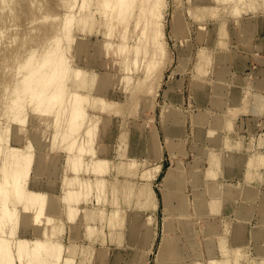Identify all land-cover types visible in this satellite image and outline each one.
<instances>
[{
  "label": "rangeland",
  "instance_id": "rangeland-1",
  "mask_svg": "<svg viewBox=\"0 0 264 264\" xmlns=\"http://www.w3.org/2000/svg\"><path fill=\"white\" fill-rule=\"evenodd\" d=\"M10 1L13 0H0V184L5 177L12 185L10 180L14 177L20 189L10 193L9 189L10 192L0 188V240L8 248L5 257L11 264H28L31 257H25L21 241L26 239L31 248L36 240L50 238L63 251L56 264H155L162 260V250L172 254L171 260L176 259L178 264H208L202 227L217 221L218 217L193 211L192 205L200 193L192 185L189 172L193 169L198 172L203 166L209 169L210 154L217 156V153L196 152L200 140L193 137L192 129L197 124L207 127L206 132L219 131L225 125L211 126L209 120L217 118L225 123L226 114L232 116L230 120L236 126L248 125L252 120L249 108L247 111H241L240 107L227 109L231 105L227 102L230 92L233 101L242 95L247 107L248 98L253 100L255 133L250 135L244 129L241 138L245 144L258 139L259 148L257 152L251 149V154L264 158V110H255V98H261L264 103V97L257 91L251 93L258 85L254 83L253 71L260 66L251 65L245 73H236L237 77L247 78L245 83L234 84L236 76L232 80L234 69L230 62V51L249 38L251 43L255 38L261 41L253 55L263 49L264 9L260 4L264 0L239 1L236 3L241 9L238 16L230 12L237 0H131L127 13L121 14L124 17L114 15L112 6L115 1L118 6L123 5L125 0H14L12 4ZM203 7L216 8L218 12L211 16L204 10V13L199 11ZM222 22L227 32L223 48L217 46L218 27ZM179 23L183 30L176 34L172 27ZM204 47L208 49L211 63L195 79L199 75L196 57ZM50 48L49 56L43 58ZM31 53L34 64L19 70ZM186 55L187 58L180 57ZM259 56L264 58V52ZM180 59L183 66L178 70ZM249 60L250 54L242 61ZM149 64L152 76L146 89L143 78ZM49 69L53 73L46 74L45 90L41 92L46 94L53 86L66 92L59 100L65 110L57 106L53 112L43 113L35 108L36 99L29 97L25 89L32 92ZM126 76H130L127 81ZM199 81L204 84L207 95L205 105L199 98L203 91L193 89ZM74 90L86 96L83 98L85 115L73 132L74 146L69 148L72 133L66 130ZM99 98L113 105L102 108L96 104ZM166 106L176 110L181 118L178 128L167 125L172 131L163 122L162 109ZM201 108L210 111L207 121L193 123L194 114L202 111ZM230 136L233 140L238 138L233 133ZM29 150L33 162L26 163L25 154ZM12 151L20 156H14ZM96 158L108 160L107 171L99 174L93 171ZM161 159L166 164L155 178L154 169L161 164ZM177 160L182 164L181 172L176 168ZM170 171L175 175L170 176ZM147 172L153 178L147 177ZM87 183L91 186L89 189H85ZM68 188L77 192L75 205L82 209V215L73 220L72 226L65 220L64 196ZM29 189L41 194L49 191L56 196L57 202L47 203L42 215L61 219L62 235L51 238L52 226L44 222L35 225L36 208L26 207ZM164 190L184 195L190 205L189 216L182 218L174 208L163 207ZM152 192L155 207L149 195ZM251 199L254 202L258 196ZM231 205V209L235 208ZM87 211L96 212L95 220L86 218ZM165 222L170 224L166 226ZM225 225L219 232L222 238L216 234L221 242L228 230ZM44 228L48 237L46 231L41 234ZM258 229L263 230L256 227L253 231ZM190 234L194 238H187ZM172 236L176 240L170 239ZM163 238H167L165 246H162ZM216 239L213 253L218 256ZM203 249L207 257L204 261ZM245 254L238 249L231 250V264H250Z\"/></svg>",
  "mask_w": 264,
  "mask_h": 264
},
{
  "label": "bare ground",
  "instance_id": "bare-ground-1",
  "mask_svg": "<svg viewBox=\"0 0 264 264\" xmlns=\"http://www.w3.org/2000/svg\"><path fill=\"white\" fill-rule=\"evenodd\" d=\"M130 1L131 0H125V2L123 3V5L120 4L119 6L117 4L118 2L115 1L114 4H113V6H112V13L114 15L117 14L118 16L120 15L121 17L122 16L124 17V15H121V14L127 13L128 9L130 8V3H129ZM223 1L225 2V1H228V0H223ZM239 1L242 2L243 0L242 1L241 0H237L235 2V5L231 8V11L230 12H231L232 16L233 15L234 16H238L241 13V9L236 5V3H239ZM12 2H11V4H12ZM262 2H263V0H262ZM260 5H262L261 6L262 9H264V3H262ZM203 10H204V12H208V14H210L211 16L212 15L215 16L217 14V12H218L216 8H212V7H203L199 11H202L203 12ZM202 12H200V13H202ZM195 14H194V16H196V17L199 16V14L198 15H197V13H195ZM200 16H201V14H200ZM203 16L204 15H202V17ZM42 20H45V17L44 18L42 17ZM201 27H204V26H201ZM225 29H226L225 28V22H222L221 25H219V27H218V34H217L218 35V37H217V40H218L217 41V46L222 47V48L224 46L226 47L225 40L223 39L224 36H226V33H227ZM172 30L176 34H180L182 32V30H183L182 23L177 24V26H173L172 27ZM206 30H208V29H206ZM200 35H201V33H200ZM208 39H210V38H208ZM244 44H245V42H244ZM123 50H124V47H123ZM51 51H52V48H50L48 50V53H46L43 56V58L49 56V54H50L49 52H51ZM187 55L186 56H180V57L181 58H187L188 57ZM169 60L171 61V57L169 58ZM34 62H35V58H34V55L31 53L30 55H28V57H26L25 61L23 62V64L19 68V70H23V69H27V68L31 67V65H33ZM196 63H197L196 68L198 69L199 75L198 76H195V79L200 78V73L207 71L208 67L210 66L211 60L208 59V49H206V47L202 48L198 52V55L196 57ZM181 66H183V60L182 59H180V61H179L178 69H181L180 68ZM48 72H49V74H50V72L53 73V70L52 69L51 70L49 69V71H47L45 73V76H43L41 78V80L37 83L36 87L33 89L32 92H30L28 90L27 86L25 87V88H27L25 90H27V93H29V97H31L32 99H36V102H35V105L34 106H35V108H38V110H40L41 112H43V113H51V112H53L55 110V107H57V106H58V109L59 110H61V111L62 110H65L64 109V106H63V103L62 102H59V100H60L61 96L64 93H66V92H62V90L60 91L59 90V87H57L55 89L54 86H53V88H50L49 87L50 90L47 89L48 91L46 92V94H44V92H41L43 90L44 85H45V82H46V79H47L46 74ZM49 74H47V75H49ZM151 76H152V69H151V65L149 64V65L146 66V69H145V72H144V78H143V87H145L146 89L149 87V84L151 82L150 81L151 80ZM129 79H130V76H126L124 78L125 81H127ZM200 83H201L200 81H199V83L197 82L196 83V86H193V89H195L196 91H197V89H201L203 91V93L201 94V96L199 98H200V103L202 105H205V103L207 101V95L204 94V84L201 83L202 84L201 85ZM79 84H80V82L78 83V85ZM38 91L41 92V93H43L42 96H40L41 93H39ZM245 95H246V93H245ZM248 97H251L250 99H252V96H248ZM70 98H71L70 99L71 106H70V113H69V119L67 121V130H66V131H68V133L69 132L72 133L71 136H70L71 140L67 144L69 148H71V147L74 146V138L73 137H74L75 134L73 135V132H75L77 130L79 124L81 123V120H82L83 116L85 115L84 108H83V101H84V99H86V96H84L83 94L79 93L77 90H74V92L71 93ZM260 99L257 98V97L255 98V100H257V104H255V110H262L263 111L264 110V103H262L260 101ZM242 100L244 101L245 98H243ZM248 100H249V98H248ZM96 104L99 105L102 108H110L113 105V103L110 102L109 100H105V99H101V98H99L97 100V103ZM245 104L243 102V104L240 103V106L239 105L237 106V104L235 105L234 103H232L230 105V107H228L227 109L228 110H230V108L239 109V107H240V110L241 109H245L247 111V108L248 107ZM213 106H216V104H214ZM167 111H168V113L166 114ZM209 113H210L209 110H205L204 109V110L200 111L199 113L194 114V116H195L194 117V120L195 121H193V123H195V122L196 123H200L201 122L202 124H204L207 121V118H208V114ZM245 113H247V112H245ZM162 114H163L162 117L164 119L163 122H164V125H166V128H170L167 125H172L173 127L178 128L179 127V124H181V118L178 116L176 110L171 109L170 106L164 107L162 109ZM226 116H227V114H226ZM20 120H21V122L24 121V119H20ZM209 121H210V125L211 126H213V125L214 126L215 125H221V126H223V125H226L227 124V122H225V123L224 122H221L217 118L214 119V120H209ZM196 126H197V124H196ZM214 129H218V128H214ZM171 131H172V129H171ZM166 137H168V136H166ZM221 138H222V136H221V133L219 131H217V130H211V129L207 130V132L205 134V137H204L205 141H207L208 143L212 144L213 146L216 145V144H219L221 142L220 141ZM226 146H227V148H229V145L226 144ZM13 155L14 156L17 155L19 157L20 156V153L18 154L17 152L14 151L13 152ZM217 157L218 156H216L215 154H210V157H209L210 168L209 169H206L202 173L203 176H205L206 179H209V181H212V182H214V180H215V175L213 174V172L215 171V167H216V164H217L218 159H219ZM263 159L264 158L262 157V155H258V156H254L253 155V157L251 156L250 157V160L248 162V173H251V175H253V173L255 172L254 175L257 177L258 167L260 165H262ZM25 160H26V163L33 162V155H32V153H31L30 150L27 153V155L25 154ZM96 160H98V161H96ZM95 161H94L95 162V165L92 168L94 172H96V173L99 174V173H103V172L107 171L108 166H109V162H108L107 159H105V158H101V159L96 158ZM176 163H177L176 168L180 171V169L182 168L181 167L182 164L178 160H177ZM132 165H135V162H133ZM154 170L157 171V173H158L159 170H160V166H156ZM173 173H171V171H170V176L171 175H175ZM146 176L147 177H150V176L152 177V175L151 174H148V172L146 173ZM189 177H190V181H191L192 185L195 187V189H196V187H198V185H202L203 179H200V177H201L200 172H197L194 169L193 170H190ZM3 179L4 180H3L2 184H0V188H2L3 190L4 189H7V191L10 190L11 192L10 191L9 192L12 193V192H14V189H18L19 188V186L16 185V183H15L14 177L12 178V181L10 180V182L12 183V185H10V183H7L9 181H7V179L5 177ZM98 183L102 184L101 182H98ZM98 183H97V186L99 187V184ZM84 186H85V189H89L91 187L88 183L85 184ZM48 192H47V194H41L39 192L37 193V192H34L33 190L29 189V191L27 192L28 195H27V198H26V207L28 205H34L35 206L36 213H37V216L35 217V220H33L35 222V225L39 226V225H43L45 223V225L52 226L51 231H49L51 233V234L49 233V236H51V238H54L56 235H62V231L63 230H62L61 226L63 225V223H62V220L61 219H56L55 220V219H53L50 216H44V215H42V210H43L44 206L47 203L52 202V204H54L55 202H57L56 196H53L51 192H49V193ZM198 192L200 193V191H198ZM149 195L151 196V198H153L152 199V205L155 207L156 206V201H155V197H154L153 192L150 193ZM214 195H213L212 198L210 197V199H206L205 200V199H203L204 197L200 194V197H198V201L194 202L193 205H192L193 206V211L196 214H200V215H203V214H207V215L211 214L212 216L213 215H218L220 213V205H221V200L220 199L221 198L220 199L219 198H216ZM241 195L244 197V199L245 198H248L249 199V198L255 197L256 192L247 184V186H244L241 189ZM162 197H163V207L166 210H170V209L174 208L177 211V213H178V215L180 217L183 218V217L189 216V206L190 205H189L188 201L186 200V198L184 197V195L182 193H176V192H172L170 190H164L163 193H162ZM77 199H78L77 192H75V191L71 190L70 188H68V190L66 191V194L64 196V200L66 202V207H65V209H66V216H65V218L66 219L65 220L71 226L73 224H75L73 222V220H75L76 218H78V217H80L82 215V209H81V207L75 205ZM87 212L85 213L86 214V218L88 220H95L96 212H94V211H87ZM23 215L26 216V217H28L24 212H23ZM236 216L239 217L242 220L247 219V218L249 219L250 218V213L249 212H243V208L240 207L239 211L236 213ZM148 220L149 219H147V223H148ZM163 220H165V219H163ZM185 220H187V219L185 218ZM168 224H170V222H165L164 223V225H166V226H168ZM204 224H206V223H204ZM214 224L215 223H213V222H209L204 227H202V233H203V236H204V242H205V245L207 246V252H208V255H209L208 264H231L230 256L228 255V252L225 249L223 251L222 257L215 256V254L213 253V251L215 250L214 246H215V239H216V236H217L216 234H218L219 232H221L220 227H217ZM214 226H215V228H214ZM45 229L46 228H44V230L42 229L41 234L44 233L47 230V229L46 230ZM260 230L259 229H258V231L255 230V232H253V234L251 236H254L255 239H261V237H260L261 233L259 232ZM149 231H151V230H148V232ZM39 233H40V231H39ZM149 233H148V235H149ZM47 234H48V232L46 231L45 236ZM168 234H169V232H168ZM236 236H238V235H236ZM47 237H48V235H47ZM176 238L177 237H174V236L170 237V239H173V240H176ZM187 238L192 239L194 237H191V234H190L189 236H187ZM166 239L167 238H163L162 246L163 245L165 246V242H167ZM25 240L24 241L23 240L21 241V247H22L23 252L25 253V257H27V255L31 257V260H30V262L28 264H31V263H34V264H56L61 259V255H62V252H63L62 251V247L59 244H57L54 241H52L50 238H48L46 240H41V239L36 240V243L31 248L28 245V242L25 241ZM144 242H146L145 239H144ZM7 250H8V248H6L5 242H3V240H0V264H1V262H4L2 264H11V261H9V259L5 257V254L7 253ZM148 253H149V251H148ZM17 254L20 255V250H18V253ZM162 255H163L162 260L157 261L155 264H178L176 262V259L175 260H171L172 257H174V256L170 257V255H172V254H170L168 251L162 250ZM196 264H198V263H196Z\"/></svg>",
  "mask_w": 264,
  "mask_h": 264
},
{
  "label": "crops",
  "instance_id": "crops-1",
  "mask_svg": "<svg viewBox=\"0 0 264 264\" xmlns=\"http://www.w3.org/2000/svg\"><path fill=\"white\" fill-rule=\"evenodd\" d=\"M259 30L260 29L257 30L258 35L260 33ZM249 39L251 40V38ZM250 40L246 41L245 44L244 42H241L240 44H238L237 47H235L236 48L235 51L233 50L230 51V62L234 69L232 73V80H235L236 73L238 72L245 73V71L249 69L251 65L260 66L259 68H256L253 71L255 75L254 83H257L258 85H256V89H253L251 93L252 94L261 93L260 95L264 97V68H263L264 58L262 56H259L261 53L264 52V45H263V49L261 48L259 53L253 55L255 51V46H257V43L261 41L255 38L254 41H252L251 43ZM239 53H243V55H239ZM249 54H250V60L242 61V60H246ZM221 57L222 56H219V58ZM237 69H239V71L236 72L235 70ZM246 78L247 77L241 78L240 76L239 77L236 76V80L234 84L236 82H241V84L242 82L245 83L244 80H246ZM233 89L234 88H232L231 90ZM253 91H257V92L253 93ZM241 96L233 101L231 100L232 95L230 92V95L227 96L228 104H232V103H234L235 105L240 104V102L242 101ZM195 104L197 105L196 102ZM247 104L249 105L248 108H249V113L252 116V120L248 123V125L245 124L243 125L242 123L241 126L240 125L236 126L235 123L230 120L231 115L230 114L227 115L226 117L227 124L222 129H219V132L221 133L222 136L220 140L221 142L214 147L210 146L207 143V141H205L204 139L207 127L203 128V126L202 127L195 126L192 129L193 137L196 140L197 139L200 140L199 143L200 147H196V152H199L200 150L202 153H205V151L206 152L214 151L217 153L218 156L217 158H219L215 167V171L213 172V174L215 175L214 182L209 181V179H206L205 176H203L202 173L203 171L206 170V166L205 167L203 166L201 170L198 171L200 172L201 175L200 179H203V182L202 185L197 187V189L200 191V194L204 197L205 200L210 199V197L212 198L214 194L216 198L219 199L221 198L220 213L218 215H213L214 217H218V220L217 221L214 220L213 223H215L217 227H220V230L222 227L226 226L225 224H227L228 230L225 233L226 237L224 241L222 239H221L222 242L219 240V238H222L221 233H219L218 235L219 238L217 237L218 239H216L217 242L216 252L218 257H222L224 249L228 252L229 256L231 250L235 251L236 249H238V251L246 252V254L243 256L246 260L251 261L250 264H264V160L262 165L258 167L257 177L254 175L255 172L253 173V175H251V173H248V162L251 157L250 155L254 154V153L251 154V149H254L253 152H257V149L259 147H258V139L251 140L250 144H245V142H243L241 138V132L244 129L248 133H251L250 135H253L252 132L255 133V129L253 126L255 116L251 112V108L254 106V104L249 100ZM201 109L204 110L203 108ZM208 109H210V107ZM238 114L240 113H237V115ZM237 115H233V116H237ZM230 132L231 134L233 133L234 137L237 136L238 138H236V140H233L230 136L231 135ZM226 144L229 145V149H227ZM237 144H239V147H236ZM244 149L246 153H244ZM161 160H160L161 164L158 165L160 166V170L156 174L155 178L159 176V173L162 171V168H164L166 164L165 163L166 161L163 160L161 161ZM202 164L204 165L203 161ZM247 183L256 192L255 197L258 196V199L255 200L254 202L252 201L251 198L244 199V197L241 195V189L243 185ZM231 203H233V206L235 208L231 209L232 206ZM240 207L243 208V212L250 213L249 219L247 218L244 220L242 219L239 220L236 218V213L239 211ZM256 227L263 229L262 232L259 231L261 235L263 233V235L261 236L263 237L262 239H255L254 236H251L253 232H255L253 230ZM256 249H259V251H257ZM201 256H202L201 257L202 261L207 259L204 249L203 252H201Z\"/></svg>",
  "mask_w": 264,
  "mask_h": 264
}]
</instances>
